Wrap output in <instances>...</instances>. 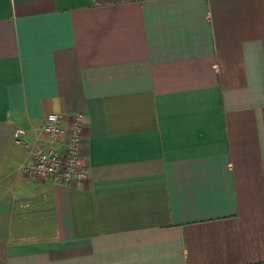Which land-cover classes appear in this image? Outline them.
Segmentation results:
<instances>
[{"label":"crops","instance_id":"0c3cea01","mask_svg":"<svg viewBox=\"0 0 264 264\" xmlns=\"http://www.w3.org/2000/svg\"><path fill=\"white\" fill-rule=\"evenodd\" d=\"M0 264H264V0H0Z\"/></svg>","mask_w":264,"mask_h":264},{"label":"built area","instance_id":"2783aa9c","mask_svg":"<svg viewBox=\"0 0 264 264\" xmlns=\"http://www.w3.org/2000/svg\"><path fill=\"white\" fill-rule=\"evenodd\" d=\"M61 115L49 114L45 117L38 135L28 146V159L21 166L24 175L30 180L51 179L62 185H70L74 180L84 181L89 177V168L83 163L80 149L82 146L84 124L83 115L74 116L70 131L63 125ZM27 132L17 129L14 135L16 143ZM46 138L47 146L42 142Z\"/></svg>","mask_w":264,"mask_h":264}]
</instances>
